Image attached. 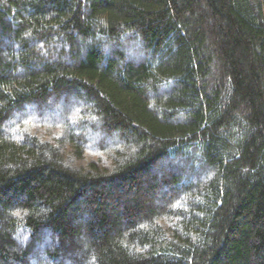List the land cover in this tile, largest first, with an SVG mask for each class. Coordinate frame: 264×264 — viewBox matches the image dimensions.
Instances as JSON below:
<instances>
[{"label":"trees","instance_id":"trees-1","mask_svg":"<svg viewBox=\"0 0 264 264\" xmlns=\"http://www.w3.org/2000/svg\"><path fill=\"white\" fill-rule=\"evenodd\" d=\"M0 264H264V0H0Z\"/></svg>","mask_w":264,"mask_h":264}]
</instances>
